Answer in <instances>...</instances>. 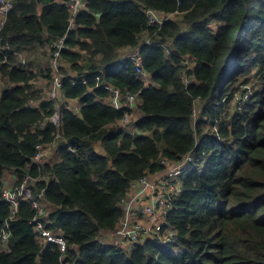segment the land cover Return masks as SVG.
I'll return each instance as SVG.
<instances>
[{"label":"trees","instance_id":"1","mask_svg":"<svg viewBox=\"0 0 264 264\" xmlns=\"http://www.w3.org/2000/svg\"><path fill=\"white\" fill-rule=\"evenodd\" d=\"M10 1L0 27V232L12 210L7 177L30 176L65 251L39 238L22 201L0 264H264V0H87L73 30L66 0ZM146 11L163 22L149 26ZM61 38L65 99L52 100L51 45ZM95 78L136 95L125 126ZM37 144L50 152L33 165ZM186 156L164 227L176 242L115 244L132 184Z\"/></svg>","mask_w":264,"mask_h":264},{"label":"built area","instance_id":"2","mask_svg":"<svg viewBox=\"0 0 264 264\" xmlns=\"http://www.w3.org/2000/svg\"><path fill=\"white\" fill-rule=\"evenodd\" d=\"M87 0H66V6L70 12V30L75 29L74 18L83 10H85ZM10 0H0V13L6 15L11 9ZM148 19V25L162 23L158 18V15L152 11L145 12ZM3 25V24H2ZM65 48L64 38L58 39L51 45V65L55 69V75L51 89L49 91V97L52 100L65 99V94L62 91L63 81L60 79L57 66L60 52ZM21 64H25V59L20 56ZM139 76L146 77L144 73L139 72ZM98 80V78H96ZM69 83H72L69 81ZM102 89H106L110 94V103L114 109L119 110L121 107L124 109H131L136 95L127 94L122 95L118 89L101 86ZM67 110V103L58 105L56 107V115L58 116L60 110ZM128 123V116L123 119V126ZM133 135L134 133L131 132ZM74 152L73 149H70ZM47 148L42 144L35 146V153L32 159L33 165H38L43 161V157ZM191 161L190 156L184 157L177 164H172L167 160H161V165L164 170L161 173L152 175V177H143L138 182L132 184L129 194L123 198L120 203L123 210V217L120 222V226L115 232L117 241L129 248H134L139 244L140 240L148 236H159L162 242H165L168 246L173 245L176 242V234L169 229H165L166 217L168 215L171 202L170 195L177 196L180 193V184L175 182L173 178H176L180 173L186 169L187 162ZM32 182V183H31ZM34 179L30 176H26L19 184L7 186L2 190L1 196L4 203L11 206V215L4 223V228L0 232V243L5 244L8 237V224L13 219L17 212V207L22 201H27L35 211L30 224L34 227L39 235L40 239L46 242L56 244L61 252L65 251V241L58 236L51 234L44 225L43 217L45 215V206L43 204V191L39 192L36 196H32V185ZM46 182V179L43 180ZM175 182V183H174ZM31 183V184H30ZM140 218H146L151 227H145L138 223ZM162 232V233H161Z\"/></svg>","mask_w":264,"mask_h":264},{"label":"rangeland","instance_id":"3","mask_svg":"<svg viewBox=\"0 0 264 264\" xmlns=\"http://www.w3.org/2000/svg\"><path fill=\"white\" fill-rule=\"evenodd\" d=\"M169 17H171V16H168V18ZM158 18L161 20V22H163V16H161V15H159L158 16ZM58 64H59V61H58ZM142 72V71H141ZM140 72V73H141ZM142 73H144V72H142ZM145 74V76H147V74L146 73H144ZM95 80H96V78H95ZM98 81H99V78H98V80H96V82H97V85H96V87L99 89V88H101V85L98 83ZM85 83V82H84ZM105 87H110V86H105ZM110 88H112V87H110ZM246 88H247V91L246 92H244V97H249L250 98V96H251V93H250V89H251V86H246ZM49 89L50 88H48V89H46V93H48L49 92ZM113 89H115V88H113ZM104 90H106V89H104ZM46 93H45V95H46ZM125 96H127V94L126 93H123ZM241 100H239V96H237L236 97V99L234 100V102L231 104V106H232V108L234 109V110H237V107H238V104H239V102H240ZM74 103H75V106H76V108L78 109L79 107H80V103L78 102V101H74ZM111 104V103H110ZM112 106V105H111ZM231 106H227L226 108L227 109H229V108H231ZM113 107V106H112ZM114 109V108H113ZM116 110V109H115ZM117 111H124V117L127 115L128 116V114H127V112H126V109H124V108H120L119 110H117ZM129 117V116H128ZM124 119V118H123ZM123 124V120L121 121V125ZM123 126V125H122ZM131 132H133L134 134L132 135L131 134ZM130 132V135L132 136V137H136V133L134 132V131H131ZM49 152H50V150H48V152H47V156H48V154H49ZM46 154V153H45ZM47 156L45 157H43V160H45L46 158H47ZM43 162V161H42ZM7 178H10L9 176L7 177ZM9 186H12V184L11 185H9ZM7 188H8V186H7ZM138 223L140 224V225H143V226H145V227H151V223L146 219V218H140L139 220H138ZM112 241L115 243V244H118V241L116 240V238L115 237H113V239H112ZM124 246V245H123Z\"/></svg>","mask_w":264,"mask_h":264},{"label":"crops","instance_id":"4","mask_svg":"<svg viewBox=\"0 0 264 264\" xmlns=\"http://www.w3.org/2000/svg\"><path fill=\"white\" fill-rule=\"evenodd\" d=\"M4 20H5V15H2L1 13H0V27L2 26V24L4 23ZM72 103V104H71ZM69 104H71V105H74V107H73V112H77L78 111V109L76 108V106H75V103L74 102H69ZM68 104V105H69ZM13 185L14 184V180L12 179V178H7V186H9V185Z\"/></svg>","mask_w":264,"mask_h":264}]
</instances>
